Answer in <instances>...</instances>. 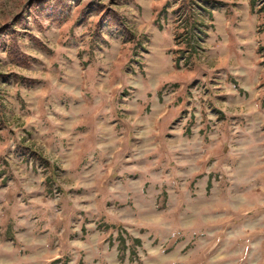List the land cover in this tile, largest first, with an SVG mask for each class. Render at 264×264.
Instances as JSON below:
<instances>
[{
  "label": "rangeland",
  "instance_id": "obj_1",
  "mask_svg": "<svg viewBox=\"0 0 264 264\" xmlns=\"http://www.w3.org/2000/svg\"><path fill=\"white\" fill-rule=\"evenodd\" d=\"M0 264H264V0H0Z\"/></svg>",
  "mask_w": 264,
  "mask_h": 264
},
{
  "label": "trees",
  "instance_id": "obj_2",
  "mask_svg": "<svg viewBox=\"0 0 264 264\" xmlns=\"http://www.w3.org/2000/svg\"><path fill=\"white\" fill-rule=\"evenodd\" d=\"M252 3H253V6H254V4H255V1H252ZM195 28H198V30H199V32H200V27H195ZM121 31L123 32V34H124V37H125V41H131L133 38L131 37L132 35H131V33H130V31L128 30V29H125V28H122L121 29ZM137 243H139L140 241L139 240H135ZM120 243H121V246L123 247V248H126V240L125 239H120Z\"/></svg>",
  "mask_w": 264,
  "mask_h": 264
}]
</instances>
